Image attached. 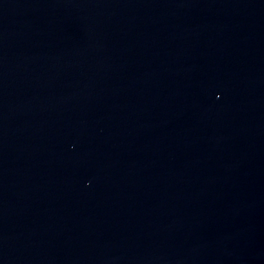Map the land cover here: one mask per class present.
<instances>
[{
	"label": "water",
	"instance_id": "water-1",
	"mask_svg": "<svg viewBox=\"0 0 264 264\" xmlns=\"http://www.w3.org/2000/svg\"><path fill=\"white\" fill-rule=\"evenodd\" d=\"M0 264H264V0H0Z\"/></svg>",
	"mask_w": 264,
	"mask_h": 264
}]
</instances>
